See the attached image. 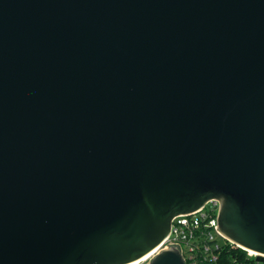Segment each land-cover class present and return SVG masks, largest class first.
<instances>
[{
	"label": "water",
	"instance_id": "water-1",
	"mask_svg": "<svg viewBox=\"0 0 264 264\" xmlns=\"http://www.w3.org/2000/svg\"><path fill=\"white\" fill-rule=\"evenodd\" d=\"M210 200L264 263V0H0V264H131Z\"/></svg>",
	"mask_w": 264,
	"mask_h": 264
},
{
	"label": "built area",
	"instance_id": "built-area-1",
	"mask_svg": "<svg viewBox=\"0 0 264 264\" xmlns=\"http://www.w3.org/2000/svg\"><path fill=\"white\" fill-rule=\"evenodd\" d=\"M219 210V201L210 200L194 214L175 217L168 238L138 264H150L153 257L166 247H178L185 264H219L224 249L239 248L219 232ZM246 252L245 259L233 256L232 264L262 263L256 260L258 254Z\"/></svg>",
	"mask_w": 264,
	"mask_h": 264
},
{
	"label": "trees",
	"instance_id": "trees-1",
	"mask_svg": "<svg viewBox=\"0 0 264 264\" xmlns=\"http://www.w3.org/2000/svg\"><path fill=\"white\" fill-rule=\"evenodd\" d=\"M237 256L238 258H246L247 252L241 248H236L235 250H230L226 248L223 250L222 258L219 264H232V257Z\"/></svg>",
	"mask_w": 264,
	"mask_h": 264
},
{
	"label": "bare ground",
	"instance_id": "bare-ground-1",
	"mask_svg": "<svg viewBox=\"0 0 264 264\" xmlns=\"http://www.w3.org/2000/svg\"><path fill=\"white\" fill-rule=\"evenodd\" d=\"M141 261V260H140ZM140 261H137V262H134V263H131V264H138Z\"/></svg>",
	"mask_w": 264,
	"mask_h": 264
},
{
	"label": "rangeland",
	"instance_id": "rangeland-1",
	"mask_svg": "<svg viewBox=\"0 0 264 264\" xmlns=\"http://www.w3.org/2000/svg\"><path fill=\"white\" fill-rule=\"evenodd\" d=\"M261 264H263V263H261Z\"/></svg>",
	"mask_w": 264,
	"mask_h": 264
}]
</instances>
